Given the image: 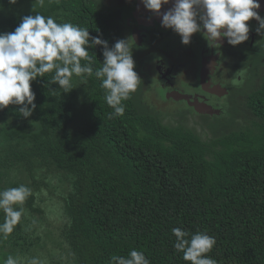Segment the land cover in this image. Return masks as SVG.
<instances>
[{
    "label": "trees",
    "instance_id": "1",
    "mask_svg": "<svg viewBox=\"0 0 264 264\" xmlns=\"http://www.w3.org/2000/svg\"><path fill=\"white\" fill-rule=\"evenodd\" d=\"M102 3L0 0V33L39 13L87 27L111 47L124 37L119 19L110 17L115 9ZM89 51L97 57L95 70L102 49ZM51 75L31 82L36 109L29 118L14 105L0 110V191L23 184L32 193L14 231L0 234V264L9 255L28 264L47 249L49 235L41 233L47 217L39 203L44 188L65 219L56 239L62 255L45 252L37 264H108L111 255L126 257L133 248L150 264H190L173 247V228L214 236L207 255L217 264H264V68L241 108H229L239 110L231 126L207 139L191 115L175 123L167 119L171 113L144 108L137 91L123 102V116L110 118L113 109L94 75L86 82L74 77L67 94L49 84Z\"/></svg>",
    "mask_w": 264,
    "mask_h": 264
},
{
    "label": "clouds",
    "instance_id": "2",
    "mask_svg": "<svg viewBox=\"0 0 264 264\" xmlns=\"http://www.w3.org/2000/svg\"><path fill=\"white\" fill-rule=\"evenodd\" d=\"M17 0H9L15 4ZM172 7L161 12L163 5ZM144 8L161 17V26L171 29L188 45L195 33H200L208 46L219 49L221 40L237 46L249 39L247 23H258V34L264 33V17L258 12L259 0H141ZM100 46L103 62L94 70L97 57L89 49ZM133 38L117 40L109 47L106 40L92 37L87 27L71 22L58 23L52 16L39 13L21 18L13 32L0 33V110L9 105L17 107L19 116L27 119L36 109L31 82L51 73L49 84L58 85L61 94L75 88L74 77L86 82L93 75L105 90V102L113 109L110 118L123 116L126 105L142 83L134 70ZM82 61L84 63L82 64ZM53 93L56 89L49 88ZM26 185L0 191V211L4 214L0 234L10 235L24 214L26 200L31 196ZM173 245L190 264H217L207 254L216 244V238L206 232L190 234L173 228ZM3 264H19L9 255ZM108 264H150L143 251L131 249L128 255H111Z\"/></svg>",
    "mask_w": 264,
    "mask_h": 264
},
{
    "label": "flooded vegetation",
    "instance_id": "3",
    "mask_svg": "<svg viewBox=\"0 0 264 264\" xmlns=\"http://www.w3.org/2000/svg\"><path fill=\"white\" fill-rule=\"evenodd\" d=\"M118 1L126 6L121 14L123 20L119 17L118 21L121 34L124 39L133 38L140 54L136 53L135 48L132 52L141 57L140 63L144 62L142 64L150 69L153 78L158 80L157 85L162 88L164 85L169 87V89L166 87L167 94H169L167 98L180 99L185 105H189L192 111L195 109V104L209 106L212 113L217 111L226 113L236 106L235 101L234 104L230 103L224 107L218 106L214 103V96H221L226 92L227 88L222 84L224 80L233 82L235 79L232 65V71L225 70L227 59L231 61L238 49H244L246 45L248 47L251 43L253 45L255 41L261 40L262 34L256 31L258 26L250 27L249 39L237 46L229 45L226 39L221 40L220 49L228 51L226 54L228 58L225 59L219 57L218 50L208 46L200 33L193 34L190 43L183 45L180 36L171 29L162 27L161 17L145 9L139 0H104L106 3L104 6L114 8V4ZM260 5L258 10L262 12L261 17H264V5ZM183 85L189 87L190 95L173 91ZM200 92L206 95H201ZM154 101L156 104V100ZM200 113L210 114V112Z\"/></svg>",
    "mask_w": 264,
    "mask_h": 264
},
{
    "label": "rangeland",
    "instance_id": "4",
    "mask_svg": "<svg viewBox=\"0 0 264 264\" xmlns=\"http://www.w3.org/2000/svg\"><path fill=\"white\" fill-rule=\"evenodd\" d=\"M103 1V5H106V3ZM121 6V7H120ZM126 6L121 4L119 1L114 4L115 12L114 14H111L113 18L116 19H122V12L124 11ZM259 14L262 15V12L258 10ZM118 17V18H117ZM249 24V27H257L258 24L254 20H250L247 22ZM127 39V37H126ZM261 40L255 41V43H252L250 45H246V48H240L236 51V57L233 56L230 59H227L228 56L226 55L228 53L227 49L224 51V49H214L218 50V55L220 58L227 59V62L225 64L226 68L225 70H231V65L234 70L235 76L234 81H228L224 80L222 82L223 86L226 87V92H224L221 96H214V103L225 106L227 104L236 102V107L240 109L239 103L243 101V98L246 94H249V91L251 90V86H253V83L255 84V80L257 76H260L263 73L264 68V33H262ZM135 51L137 54H140V50H138V47L134 46ZM240 50V51H239ZM133 59L135 61V68L134 70L138 73L139 77L141 78L142 83L137 89V93L139 94L140 102L142 105H144V108L149 109L150 111H159L161 114L171 113V115H168L167 119L172 120L176 123L175 118L179 115H184L187 117L189 116L191 120V124H193L194 128L203 136L204 139H207L213 135H217V133L221 134L223 131L229 128L232 123V114L234 112H237L239 110H236L234 108V111H230L229 113H220L218 115H214L212 118L208 117H202L199 114H196L191 110L189 105H185L184 102H182L180 99H169L167 96V90L165 85L162 87H159L157 85L158 80L153 78V75H151L150 69H148L144 64V62L140 63L141 57L137 56L135 53L132 52ZM140 58V59H138ZM218 64V63H217ZM224 70V72H225ZM232 71V70H231ZM223 72V73H224ZM249 72V73H248ZM183 85L180 86L179 89H175L173 91L178 92L180 94L184 95H190L189 93V87ZM169 89V87H167ZM201 95H206L202 92H200ZM169 97V96H168ZM186 97V96H183ZM193 98V97H191ZM213 99V98H212ZM211 99V101H213ZM156 100V104L155 101ZM241 100V101H240ZM159 102V104L157 103ZM166 105L167 106H159V105ZM164 110H162V109ZM235 114V113H234ZM52 183H55V180H52ZM44 198L42 199L40 203L41 206L44 207L45 215L47 217V221L43 222V228L41 230V233L43 236L49 235L48 237H44L47 240V249L41 250V252L37 255H33V259L29 260L28 264H37L42 262L46 255L45 252L48 254H56V255H62V243L57 242L56 239L59 236L60 229L59 226L62 224V222L65 220L60 215V203L57 202V199H53V202L50 199H45V196L48 195V191L44 188L43 190ZM55 204L58 205L59 208L53 209ZM46 226V227H45ZM54 239V241H53ZM51 248V249H49ZM47 254V255H48Z\"/></svg>",
    "mask_w": 264,
    "mask_h": 264
},
{
    "label": "water",
    "instance_id": "5",
    "mask_svg": "<svg viewBox=\"0 0 264 264\" xmlns=\"http://www.w3.org/2000/svg\"><path fill=\"white\" fill-rule=\"evenodd\" d=\"M139 3L141 4V0H139ZM171 3V2H170ZM168 4V5H163L162 8H161V12H164L166 10H168L169 8L172 7V3L171 4ZM259 3L264 5V2L262 0H259ZM204 80V79H202ZM173 96H176V95H173ZM210 107L207 106V105H204V104H195V109L199 112H210V114L212 113L209 109Z\"/></svg>",
    "mask_w": 264,
    "mask_h": 264
}]
</instances>
